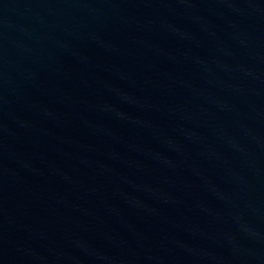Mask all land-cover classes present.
<instances>
[{"label": "water", "instance_id": "obj_1", "mask_svg": "<svg viewBox=\"0 0 264 264\" xmlns=\"http://www.w3.org/2000/svg\"><path fill=\"white\" fill-rule=\"evenodd\" d=\"M0 264H264V0H0Z\"/></svg>", "mask_w": 264, "mask_h": 264}]
</instances>
